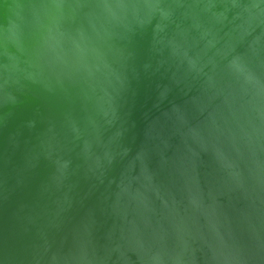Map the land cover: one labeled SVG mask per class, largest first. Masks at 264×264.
<instances>
[{"label":"water","instance_id":"95a60500","mask_svg":"<svg viewBox=\"0 0 264 264\" xmlns=\"http://www.w3.org/2000/svg\"><path fill=\"white\" fill-rule=\"evenodd\" d=\"M0 264H264V0H0Z\"/></svg>","mask_w":264,"mask_h":264}]
</instances>
